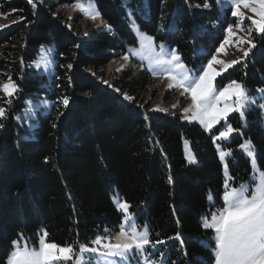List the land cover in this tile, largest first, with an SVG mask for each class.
<instances>
[{
    "label": "trees",
    "instance_id": "trees-1",
    "mask_svg": "<svg viewBox=\"0 0 264 264\" xmlns=\"http://www.w3.org/2000/svg\"><path fill=\"white\" fill-rule=\"evenodd\" d=\"M75 1L35 0L33 11L29 0H0V12L16 18L0 29V83L11 75L19 85L10 106L0 92V106L7 108V119L0 120V264L21 233L37 242L44 228L51 242L89 245L105 229L118 231L122 215L115 193L132 205L138 223L147 224L152 240L180 233L183 249L177 240L158 246L169 264H213L201 244H212V231L202 228L201 218L222 206L225 174L215 131L182 120L180 112L152 109L143 99L149 71H124L110 80L105 67L137 45L133 19L157 42L176 48L186 64L204 65L234 23L231 9L223 16L216 0H208L209 8L205 0H95L112 31L99 26L82 32L76 28L81 15L70 18L64 9ZM253 36L257 47L219 76L221 85L234 79L251 90L264 86V38ZM42 44L53 48L51 75L33 66ZM63 96L69 97L67 108ZM245 114L246 125L231 114L242 134L225 143L235 148L228 160L234 185L251 173L237 148L244 139L252 140L264 170L261 110L253 106ZM185 140L194 164L187 162Z\"/></svg>",
    "mask_w": 264,
    "mask_h": 264
},
{
    "label": "snow or ice",
    "instance_id": "snow-or-ice-1",
    "mask_svg": "<svg viewBox=\"0 0 264 264\" xmlns=\"http://www.w3.org/2000/svg\"><path fill=\"white\" fill-rule=\"evenodd\" d=\"M29 3L35 11V0H29ZM217 3L230 8L231 16L237 18L239 22L227 25L223 41L206 64L198 68H189L176 48L166 46L163 41L157 44L155 37L140 31L134 19L130 29L136 34L139 46L129 48L122 55V60L129 62L133 57L146 60L147 64L142 66L150 69L154 77L166 79L167 89L178 90L181 97L189 100L188 105L182 109V120L197 122L206 132H211L216 125L221 124V121L224 122L218 135L212 137L225 173L220 197L222 206L201 218L202 228L212 231L210 238L212 244H205L203 240L201 244L211 251L213 264H264V170L258 167L255 145L250 138L238 145L242 154L250 161L252 175L248 182L240 183L237 187L234 186L235 178L228 173L226 162V158L231 157L233 150L222 149L221 145L216 143L229 141L234 133L242 134L239 128H234L228 123V117L231 113H238L242 124H245L247 122L245 113L251 106L256 105L257 97L248 95L249 89L242 81L233 79L219 88L215 83L218 76L236 64L243 63L257 47L254 32L256 36L264 38V0H217ZM74 6L93 22L99 20L100 25L112 31L111 25L103 20L95 0H87V4L77 0ZM203 7H210L208 0H205ZM242 9L250 11L252 15L248 16ZM246 19L250 21L247 28L243 24ZM4 27L7 25H0V29ZM239 32H246V35L240 36ZM231 45L242 51L243 55L231 61L221 59L220 55L227 54V48ZM41 51L44 55L33 65L37 69L42 66L47 68L49 63L45 46H41ZM217 65L220 67L217 68ZM67 67L71 69L72 65L69 64ZM124 67L126 64H122L116 71H122ZM244 67H247L246 63ZM92 75L95 76V73ZM100 79L102 83L111 86L109 81ZM18 91L19 85L11 75L8 76L7 82L0 83V92L8 98L6 103L9 106ZM115 91L120 92V89ZM256 91L260 94L259 98L264 99V88H258ZM122 95L125 100L135 99L127 93ZM60 103L67 108L69 97L63 96ZM256 106L264 111V103ZM177 107L178 102L171 105L172 109ZM155 110L169 111L159 106ZM172 114L175 115L174 112ZM4 119H7V108L0 106V120ZM16 119L19 120L21 117L18 116ZM4 127V123H0V129ZM186 156L189 163L195 162L196 157L193 153L189 151ZM169 181L171 182V177ZM209 200L213 201L214 198L210 195ZM115 204L122 215L118 231L110 232L105 229V235H97L90 242L91 246L79 242L66 245L49 242L46 230H42L37 245L29 246L21 233L20 239L12 241V250L7 256L6 264H165L167 254L160 251L158 246L167 244L169 240H177L183 249L184 241L179 232L167 240L159 238L152 240L147 224L137 225L135 222L136 214L130 212L132 205L120 200H115ZM184 255L187 256L186 251Z\"/></svg>",
    "mask_w": 264,
    "mask_h": 264
},
{
    "label": "rangeland",
    "instance_id": "rangeland-1",
    "mask_svg": "<svg viewBox=\"0 0 264 264\" xmlns=\"http://www.w3.org/2000/svg\"><path fill=\"white\" fill-rule=\"evenodd\" d=\"M81 2H84L85 4H87V0H81ZM217 2V0H216ZM75 3H77V0L72 3L71 5L69 6H65L64 9H65V12L68 14V16L70 18L74 17L75 15L79 14L81 15V20L79 22H76V28L82 32H88L92 27H97V25H100V21L97 20L95 22H93L90 18H88L85 14H83L80 10H78L74 5ZM96 4V3H95ZM218 5V3H217ZM97 7V6H96ZM218 8L222 11V14L223 16L225 15V13L227 12V9H229L228 7H222L221 5H218ZM225 9V10H224ZM243 11L246 12V14L248 16H251L252 13L248 10H244L242 9ZM227 18V17H226ZM231 18H234L231 16L230 12H229V15H228V19H231ZM234 23L231 22L229 24H236L238 23V19L237 18H234ZM16 20L15 17H12L10 15H7V14H4V13H1L0 12V25H9L11 23H13L14 21ZM224 20V19H223ZM243 24H244V27L247 28V26L250 24V21L249 20H244L243 21ZM137 25V24H136ZM100 26H103V25H100ZM140 29V28H139ZM141 32H144L140 29ZM146 33V32H144ZM148 34V33H147ZM240 36H244L246 35V32H239L238 33ZM149 35V34H148ZM226 35V32L223 33V36H222V40L224 38V36ZM151 36V35H150ZM235 39V38H234ZM161 41H156L157 44H159ZM163 43L170 47V48H173L171 47L170 45H168L165 41H163ZM43 46H45L46 50H47V60L49 61L48 63V67L45 68V67H41L39 69H37L36 67H34L38 73H45V74H48V75H51L53 73V70H54V54H53V48H52V45L50 44H42ZM41 45V46H42ZM41 46L39 48V53L37 55V58L34 60V62H38L40 61L41 57L44 55V52L41 51ZM138 42H137V45L135 46H129L126 50V52L128 51L129 48H133V47H138ZM245 47H247V45H245ZM215 52V51H214ZM243 53L242 51H239L237 50V48L234 46V45H231V46H228L227 48V54H221L220 55V58L221 59H224L226 61H231V60H234L236 59L237 57H240L242 56ZM210 59V58H209ZM184 61V60H183ZM185 63V62H184ZM122 64H126V67H124V69L122 71H116L117 68H119ZM143 65H146L147 64V61L144 60L142 61L140 57H133L129 62H125L122 60V56L120 58H117V59H114L112 60L111 62H109L107 64V66L105 67V72H106V75H107V78H109L110 80L113 79L115 76H118V75H121L122 72L124 71H131L133 72L135 75L137 73H139L141 70H147L149 71L150 73V79H149V84H148V88L147 90L143 93V99L145 100V102H147L148 104H150L151 108L152 109H156L158 106L160 108H166V109H169L168 112H180L182 114V109L184 107H186L189 103V100L185 99L184 97H181L180 96V92L178 90H174V89H167V83L168 81L166 79H162L161 77H154L152 74H151V71L150 69H148L146 66H142ZM186 64V63H185ZM206 64V63H205ZM34 65V64H33ZM188 65V64H187ZM189 68H195V67H192L191 65H188ZM217 68H219L220 66L217 65L216 66ZM198 68V67H196ZM7 79L8 78H4L2 83L3 82H7ZM219 79V76L216 78V85L217 87H223L224 85H221V83H219L218 81ZM229 83V82H228ZM227 83V84H228ZM248 88V87H247ZM258 88H264L263 87H258ZM256 88V89H258ZM249 89V88H248ZM255 90H251L249 89V92H248V95L250 97H257V100H256V105H259L261 103H264V99H261L259 98L260 97V94ZM2 95H4V93L2 92ZM179 103V107L175 108V109H172L171 108V105L174 104V103ZM256 105H253L254 107H257ZM251 106V107H253ZM233 114V113H231ZM231 114L229 115L228 117V123H231L232 126L234 127L233 125V121L230 119V116ZM261 114H262V126L264 127V111L261 110ZM246 116V114H245ZM246 121H247V117H246ZM247 123V122H246ZM243 124V125H246ZM224 125V122L221 121V124L219 125H216L212 130L215 131V135H218V131L219 130H222V127ZM235 128V127H234ZM233 136V135H232ZM232 136L229 138V141H217V143H219L221 145V148L222 149H228V148H231L233 150L232 152V155L231 157L234 155V150L235 148L232 147V146H226L225 143L226 142H230L231 139H232ZM245 140V139H244ZM185 142H187V144L185 143L184 144V153H185V156H186V153L187 152H191L194 154V152L192 151L191 147H190V143L188 140H185ZM243 142V141H242ZM241 142V143H242ZM238 148V147H237ZM256 148V147H255ZM239 149V148H238ZM240 150V149H239ZM241 151V150H240ZM256 153H257V148H256ZM195 155V154H194ZM230 158V157H229ZM229 158H226V162L228 164V160ZM186 159H187V156H186ZM187 162H188V159H187ZM197 162V159L195 160V162H193L192 164L196 163ZM189 163V162H188ZM223 163V162H222ZM257 164H258V160H257ZM258 167H259V164H258ZM260 168V167H259ZM228 173L230 175V169L228 167ZM225 174V173H224ZM252 175V173H250L249 177L242 181L241 183H244V182H248L250 180V176ZM240 184V183H239ZM238 185H234V186H239ZM120 200V201H125L123 199L120 198L119 194L118 193H115L112 195V199H113V202L115 204V200ZM116 205V204H115ZM217 208L219 207H215L211 212L215 211ZM131 212V211H130ZM137 225H144V224H140L138 223L137 221V218H136V221ZM42 230H45L44 228H41L38 233H37V237L39 239V236L41 235L42 233ZM20 235L17 239L15 240H18L20 239ZM38 239H37V242H31L29 240H27L24 236H23V240L27 241V243L29 244V246H34V245H37L38 244ZM48 240V239H47ZM49 241V240H48ZM51 242V241H49ZM89 246H91V244H89ZM12 250V249H11ZM161 251V250H160ZM10 253V252H9ZM154 258H157V257H154ZM165 264H169L168 261H167V258L165 260Z\"/></svg>",
    "mask_w": 264,
    "mask_h": 264
}]
</instances>
